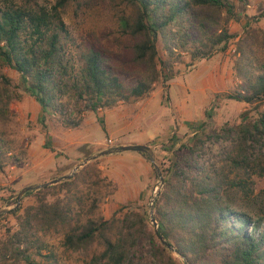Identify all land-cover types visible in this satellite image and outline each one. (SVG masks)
Listing matches in <instances>:
<instances>
[{"label":"trees","instance_id":"16d2710c","mask_svg":"<svg viewBox=\"0 0 264 264\" xmlns=\"http://www.w3.org/2000/svg\"><path fill=\"white\" fill-rule=\"evenodd\" d=\"M71 1L77 0H0V116L15 97L3 68L20 75L40 105L42 122L49 118L75 129L89 111L98 114L150 95L171 77L175 64L189 66L230 49L236 82L226 97L251 110L237 125L206 136L197 132L177 148L164 146L167 159L158 161L154 153L164 182L153 215L165 240L188 264H264V194L254 190L253 180L264 177V153L253 159L246 155L248 139L264 138L260 15L237 33L230 24L247 0H122L119 24L127 42L114 54L90 41L77 42L63 18ZM231 132L239 144L226 159L203 167L194 163L192 155L205 137ZM8 151L0 145V169L10 159L18 161ZM110 186L96 159L69 179L27 191L34 202L4 215L12 214L14 221L0 234V264H57L47 248L58 237L64 252H83L89 264H135L132 250L147 232L148 216L121 206L105 218L99 207ZM147 235L152 264H185L161 244L154 227Z\"/></svg>","mask_w":264,"mask_h":264},{"label":"rangeland","instance_id":"374dc122","mask_svg":"<svg viewBox=\"0 0 264 264\" xmlns=\"http://www.w3.org/2000/svg\"><path fill=\"white\" fill-rule=\"evenodd\" d=\"M41 1L46 4L54 2ZM123 10L122 0H77L71 1L65 7L63 18L77 42L82 44L90 41L111 53L118 54L127 42L121 35L119 24V14ZM262 12L264 0H247L244 4L238 5L239 19L230 24L231 31L240 33L243 24L250 17L257 19L258 15H260L258 24L264 27ZM231 64L230 49L217 51L210 58L197 60L189 66L186 63L175 64L171 77L163 84L156 85L150 95L132 104L122 105L129 116L140 113H144L145 116L151 113L142 120L140 127L128 136L138 138L141 134L145 135L147 130L146 134H151V139L146 144L153 148L157 160L162 161L170 156L168 151L162 150L164 146L174 143L173 148H177L197 132L206 136L212 130L217 131L224 126L239 124L241 114L251 107L243 101L226 97L236 82L232 77ZM2 72L10 79L9 88L15 97L9 102L4 116H0V145L9 150L8 155H16L18 161L10 159L11 162L0 169V210L8 209L0 214V234L6 232L14 221L12 214L6 217L4 215L18 206L24 207L34 202L33 194L24 193L20 202L16 203L17 193L22 187L61 176L75 165H68L65 169L64 161L58 157L60 160L57 159L58 161L43 172L35 169L33 153L46 147L53 149V141L48 131L55 133L59 126L49 118L42 122L39 103L25 90V84L16 71L3 68ZM165 74L168 76V69L165 70ZM118 107L112 109L116 110ZM102 127L104 129L103 124ZM124 142L121 136H117L116 139L112 138L111 144L108 142L107 144L111 147L125 144ZM126 142L132 144L135 141ZM238 144L239 137L235 132L226 136L205 137L201 148L194 151L192 158L200 167L220 164ZM82 147L94 148V145L86 143ZM118 152L120 155L138 153L131 150ZM259 153H264V138L248 139L246 142L248 158L253 159ZM38 155L45 157L41 153ZM141 156L142 160L128 158L112 162L106 161V155L96 158L98 168L111 183L109 194L103 190L104 196L99 207L105 218L121 206H127L129 212L145 211L147 214L151 197L159 192L162 186L152 164L143 154ZM124 166L130 171L126 172ZM253 180L254 190L256 192L262 190L264 194V177L255 175ZM152 229L153 225L148 219L147 232L140 237L132 250L131 258L135 264L153 262L147 235ZM47 250L55 254L57 264H89L83 252H64L59 237L50 241ZM19 262L22 264L23 261Z\"/></svg>","mask_w":264,"mask_h":264},{"label":"crops","instance_id":"0c3cea01","mask_svg":"<svg viewBox=\"0 0 264 264\" xmlns=\"http://www.w3.org/2000/svg\"><path fill=\"white\" fill-rule=\"evenodd\" d=\"M143 114L144 113H140L129 116L121 105L116 110L111 108L103 110L98 114L91 111L87 112L83 124L79 128L65 129L59 126L55 133L51 132V130L48 131L53 141V149L50 150V148L46 147L38 152L35 150L33 153V162L36 165L35 169L38 172H43L56 161L60 160L58 157H61L65 165L73 166L86 155L94 154L98 152L99 149L108 147V139H116L117 136H121V139L125 140V144H128L126 142L127 140L135 141L134 143L146 144V142L151 139V134H146V132H148L147 130H145V135L141 134L138 138L128 136L135 132L136 128L140 127L142 120L146 119L151 113H147L145 116ZM86 143L94 145V148H81V146H84ZM38 153H41V155L45 157L39 156ZM128 158L142 160V156L139 153L135 155L131 153L120 155L119 152L106 154L107 162ZM124 170L126 172L130 171L128 167L125 166Z\"/></svg>","mask_w":264,"mask_h":264},{"label":"water","instance_id":"95a60500","mask_svg":"<svg viewBox=\"0 0 264 264\" xmlns=\"http://www.w3.org/2000/svg\"><path fill=\"white\" fill-rule=\"evenodd\" d=\"M127 150H131V151H137L139 153H142L147 159L148 161L152 164L155 173L157 175V178L159 180V183L161 184V186L163 185L164 179L161 173V170L155 160V156H154V152H153V148L148 145V144H142V143H133V144H121V145H117L111 148H107V149H103L100 150L94 154H90L85 156L81 161H79L78 163H76L67 173L58 176L56 178H53L51 180L42 182V183H34V184H28L24 187H22L19 192L17 193V204L20 202V199L22 197V195L24 193H26L27 191L30 190H39L42 188H45L47 186L59 183L63 180L69 179L71 175H73L79 168L83 167L84 165H86L88 162H90L91 160H94L100 156L112 153V152H118V151H127ZM158 195V192L151 197L149 205H148V211H147V215H148V219L149 221L152 223L155 231L158 234V238L159 241L161 242L162 245H164L167 249H169L170 251L174 252L176 255H178L182 260H184L185 264H188L185 261L184 256H182L181 254L178 253V251L176 250V248L168 243L163 234L160 231V227L153 215V204H154V200L156 199ZM8 209H2L0 210V214L3 212H6Z\"/></svg>","mask_w":264,"mask_h":264},{"label":"built area","instance_id":"2783aa9c","mask_svg":"<svg viewBox=\"0 0 264 264\" xmlns=\"http://www.w3.org/2000/svg\"><path fill=\"white\" fill-rule=\"evenodd\" d=\"M107 142L111 144V143H112V140L108 139V141H107Z\"/></svg>","mask_w":264,"mask_h":264}]
</instances>
